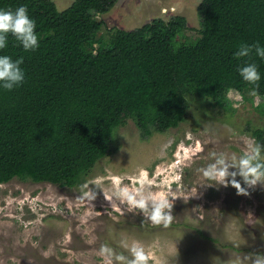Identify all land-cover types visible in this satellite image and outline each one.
<instances>
[{
    "label": "trees",
    "instance_id": "1",
    "mask_svg": "<svg viewBox=\"0 0 264 264\" xmlns=\"http://www.w3.org/2000/svg\"><path fill=\"white\" fill-rule=\"evenodd\" d=\"M117 1L74 0L59 10L52 0H0L6 10L27 8L39 42L26 52L9 34L0 50L23 57L25 71L19 86L0 89V184L73 188L116 152L113 132L127 120L145 140L185 120L187 95L230 106V91L254 88L238 72L247 63L258 65L255 90L264 94V60L235 56L241 43L264 45V0H202L198 37L188 42L178 40L188 28L182 16L110 28L106 41L96 38L103 22L92 16Z\"/></svg>",
    "mask_w": 264,
    "mask_h": 264
},
{
    "label": "rangeland",
    "instance_id": "2",
    "mask_svg": "<svg viewBox=\"0 0 264 264\" xmlns=\"http://www.w3.org/2000/svg\"><path fill=\"white\" fill-rule=\"evenodd\" d=\"M73 1L52 0L59 10ZM201 1L118 0L107 13L92 16L103 22L96 38L106 41L110 28L129 31L182 16L188 28L178 40L192 41ZM252 89L230 91L228 107L187 95L185 120L145 140L127 120L113 132L116 152L73 188L19 179L0 184V264H102L100 246L118 248L120 239L142 244L149 264H237L238 258L264 253V185L248 187L237 176L243 194L198 171L213 162V152L239 155L248 140L258 141L253 132L264 135V94L252 95ZM258 142L264 144V137ZM142 182L174 198L167 227L112 196L119 187ZM86 184L96 192L94 200L83 196Z\"/></svg>",
    "mask_w": 264,
    "mask_h": 264
},
{
    "label": "clouds",
    "instance_id": "3",
    "mask_svg": "<svg viewBox=\"0 0 264 264\" xmlns=\"http://www.w3.org/2000/svg\"><path fill=\"white\" fill-rule=\"evenodd\" d=\"M36 22L30 18L28 10L21 5L13 10L0 8V50L7 47L8 36L11 34L16 41L27 51H34L39 47L38 35L35 31ZM254 54L264 60V45L258 41L255 44L241 43L235 52L237 58L249 57ZM23 57L13 60L8 55H0V89L12 90L19 86L25 79V71L21 65ZM241 78L253 85L251 94L259 86L261 73L256 63H247L238 68ZM213 162L198 171L209 181L218 185L234 186L239 193L247 194L239 176L248 187L257 184L264 185V144L254 138L246 142V150L241 154L212 153ZM88 191L83 196L89 200L96 198V192L84 185ZM115 200L126 204L128 209H138L146 220L154 225L167 227L173 220L172 208L174 198L171 193L154 192L147 182H142L139 187L122 186L112 193ZM119 249L127 250V254ZM102 264H149V255L138 241L129 243L127 239L118 241V248L102 244L99 248ZM264 264V253H254L238 258L237 264Z\"/></svg>",
    "mask_w": 264,
    "mask_h": 264
}]
</instances>
